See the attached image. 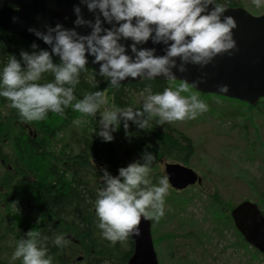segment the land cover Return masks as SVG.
I'll return each instance as SVG.
<instances>
[{
	"label": "clouds",
	"instance_id": "clouds-1",
	"mask_svg": "<svg viewBox=\"0 0 264 264\" xmlns=\"http://www.w3.org/2000/svg\"><path fill=\"white\" fill-rule=\"evenodd\" d=\"M252 2L258 8L264 5V0ZM81 5L93 12V19L83 17ZM226 8L220 0H79L72 5V23L87 25L90 31L81 34L59 21L54 25L45 23L43 31L29 26L28 31L50 45L51 53L47 49L21 50L19 59L9 54L7 61L0 64V97L25 121L42 120L49 112L63 115L68 106L82 116L98 113L96 134L105 141L113 139L112 132L121 122L125 129L129 121L138 128L151 129L153 117L157 124L194 119L207 111L208 104L186 82L156 92L145 85L143 103L136 109L111 106L100 111L105 104L101 91H91L77 99L74 89L88 56L93 63L99 62L98 72L91 80L93 86L98 84L95 76L99 75L118 88L126 77L172 79L173 68L183 72L189 63L203 68L217 54L232 55L237 48L232 32L236 21L224 14ZM101 17L111 26L104 27ZM11 19L15 22L17 17ZM121 38L131 40L127 45L130 51H126ZM149 39L165 46L163 54H155L154 47H137ZM30 47L36 49L37 45L33 42ZM53 55L59 57L55 62ZM45 74L52 79L46 80ZM205 75L192 80V85L202 82ZM216 87L225 91L228 86L221 83ZM72 123L79 125L82 118L77 117ZM153 159L152 152L144 151L140 160L118 167L116 175L103 170L102 187L97 189L93 204L96 227L105 239L116 242L132 234L138 236L141 217L158 221L164 215L169 181L162 175L153 183ZM47 239H41L39 232L27 230L16 241L11 261L51 264L48 249L42 243ZM52 243L61 247L67 240L61 233L52 237Z\"/></svg>",
	"mask_w": 264,
	"mask_h": 264
},
{
	"label": "trees",
	"instance_id": "trees-1",
	"mask_svg": "<svg viewBox=\"0 0 264 264\" xmlns=\"http://www.w3.org/2000/svg\"><path fill=\"white\" fill-rule=\"evenodd\" d=\"M220 2L227 6L241 5L240 0ZM21 50L39 49L31 48L26 40L0 29V64L7 61L9 54L19 59ZM53 60L58 59L53 56ZM97 72L98 68L86 65L74 95L79 99L88 92L101 91L105 104L100 111L111 106L140 108L142 104L137 101V95H145V85L156 92L181 83L178 80H140L120 83L117 88L106 78L96 75L98 84L94 87L91 80ZM44 78L52 79L49 74ZM189 89L203 97L206 103L212 99L220 102L212 103L209 109L221 120H229L238 135L237 140L245 151L251 152L253 138H260V130H264V98L250 105L223 95L198 92L191 86ZM77 117L82 118V123L74 125L72 121ZM98 120V113L82 116L68 106L63 115L49 112L42 120L25 121L15 108L8 106L5 98L0 97V264H21L19 259L11 261L10 257L16 241L29 229L39 232L41 239L48 237L42 243L48 249L51 264L126 263L133 249L130 236L111 242L102 237L96 227L93 202L97 189L102 187L103 170L116 175L118 167L140 160L144 151L154 155L151 168L162 156L188 163L196 148L189 135L177 131L169 122L157 124L155 117L150 120L151 129L138 128L132 121L125 129L121 122L112 132L110 141L96 134ZM151 175L155 183L164 172L153 170ZM170 189L165 204L170 203L172 208L165 209L164 217L171 216V209L187 202L184 197L174 196L179 191ZM205 191L209 196L208 211L214 229L219 232L229 226L236 230L230 209L237 203L224 201L216 189ZM254 194L243 199L256 202L264 214V194ZM61 233L67 243L57 247L52 237ZM236 233L240 239L238 243L248 248L242 235ZM195 238L199 240L201 236ZM250 249L252 254H258L256 248L251 246ZM186 264L193 263L186 261Z\"/></svg>",
	"mask_w": 264,
	"mask_h": 264
},
{
	"label": "rangeland",
	"instance_id": "rangeland-1",
	"mask_svg": "<svg viewBox=\"0 0 264 264\" xmlns=\"http://www.w3.org/2000/svg\"><path fill=\"white\" fill-rule=\"evenodd\" d=\"M240 1V6L254 15L264 13V5L258 8L252 0ZM143 99L142 94L137 95L139 104ZM212 103L220 102L208 101L207 111L194 119L169 122L195 143V154L184 164L202 177V183L179 191L174 196L184 197L185 205L171 209V216L153 221L152 236L160 264H186V261L193 264H264V254H252L250 245L246 248L238 243L237 230L229 226L219 232L214 229L208 211L209 196L205 191L216 189L224 201L233 203L254 196V192L264 194V130H260V138H253L251 152L245 151L229 120H221L216 112H211L209 105L211 107ZM167 162L178 161L162 156L153 164L152 171L164 172ZM170 192L169 186L165 198ZM164 208L172 207L166 203ZM191 232L201 238L189 235Z\"/></svg>",
	"mask_w": 264,
	"mask_h": 264
},
{
	"label": "water",
	"instance_id": "water-1",
	"mask_svg": "<svg viewBox=\"0 0 264 264\" xmlns=\"http://www.w3.org/2000/svg\"><path fill=\"white\" fill-rule=\"evenodd\" d=\"M74 3H79V0H0V29L17 35L30 45L35 42L38 49H47L51 53L50 45L28 28L31 26L43 31L45 23L54 25L59 21L64 27H75L79 33L87 34L89 26L72 23L75 19L72 11ZM81 13L86 19L94 18L93 12L84 5H81ZM224 14L233 16L236 21L232 32L237 48L232 55L217 54L203 68L189 63L183 72L173 68L175 77L172 79H156L179 80L202 93H215L255 105L264 97V13L254 15L242 6H227ZM12 16L17 17L15 22ZM101 20L104 27L111 26L103 22L102 17ZM121 42L125 44L126 51H130L127 45L131 40L121 38ZM137 47H154L155 54H163L165 46L153 44L149 39ZM85 55L88 56L87 53ZM53 56L59 59L58 55ZM86 65L98 68L99 62L93 63L92 57L88 56ZM202 74H206L204 80L193 86L192 80ZM140 80L139 77H126L120 83ZM221 83L227 84L225 91L216 87ZM164 172L169 185L176 190L200 184L202 180L194 169L179 162L165 163ZM230 215L245 242L264 254V214L258 204L248 199L242 200L230 210ZM138 226L140 234L130 235L133 249L125 264H160L153 244L151 220L141 217Z\"/></svg>",
	"mask_w": 264,
	"mask_h": 264
},
{
	"label": "flooded vegetation",
	"instance_id": "flooded-vegetation-1",
	"mask_svg": "<svg viewBox=\"0 0 264 264\" xmlns=\"http://www.w3.org/2000/svg\"><path fill=\"white\" fill-rule=\"evenodd\" d=\"M152 223H153V221H152ZM153 225V224H152Z\"/></svg>",
	"mask_w": 264,
	"mask_h": 264
}]
</instances>
